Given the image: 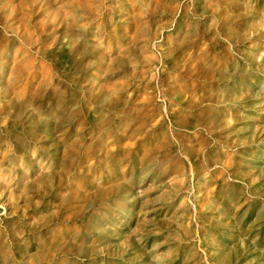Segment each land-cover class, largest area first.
Wrapping results in <instances>:
<instances>
[{"label": "rangeland", "instance_id": "obj_1", "mask_svg": "<svg viewBox=\"0 0 264 264\" xmlns=\"http://www.w3.org/2000/svg\"><path fill=\"white\" fill-rule=\"evenodd\" d=\"M0 264H264V0H0Z\"/></svg>", "mask_w": 264, "mask_h": 264}, {"label": "bare ground", "instance_id": "obj_2", "mask_svg": "<svg viewBox=\"0 0 264 264\" xmlns=\"http://www.w3.org/2000/svg\"><path fill=\"white\" fill-rule=\"evenodd\" d=\"M130 1V0H129ZM70 2V1H69ZM102 2V1H101ZM163 2V1H162ZM20 3V2H19ZM96 3V2H95ZM99 3V2H98ZM58 4H60V3H58ZM62 4V3H61ZM68 4V3H67ZM17 5V4H16ZM15 5V6H16ZM66 5V4H65ZM59 6H61V5H59ZM59 6H57V7H59ZM101 6V5H100ZM142 6V5H141ZM147 6V5H146ZM54 7V6H53ZM66 7V6H65ZM148 7V6H147ZM63 9V8H62ZM60 10H61V8H60ZM96 10V9H95ZM153 10V9H152ZM159 10H160V8H159ZM59 11V10H58ZM87 11H88V9H87ZM146 11V10H145ZM57 12V11H56ZM90 12V11H89ZM94 12V11H93ZM97 12V11H96ZM153 12V11H152ZM152 12H151V14H152ZM67 13H68V11H67ZM73 13V12H72ZM100 13V12H99ZM149 13V12H148ZM157 13V12H156ZM14 14V13H13ZM60 14H61V12H60ZM92 14V13H91ZM147 14V13H146ZM150 14V13H149ZM63 15V14H62ZM71 15V14H70ZM74 15V14H73ZM86 15V14H85ZM90 15V14H89ZM87 16V15H86ZM92 18V17H91ZM85 19V18H84ZM86 19H87V17H86ZM75 20V19H74ZM99 20V19H98ZM61 21V20H60ZM88 21H89V19H88ZM135 21V20H134ZM79 23V22H78ZM88 23V22H87ZM80 24H81V22H80ZM79 24V25H80ZM11 25V24H10ZM9 25V26H10ZM76 25V24H75ZM85 25H87V24H85ZM72 27H73V25H72ZM77 27V26H76ZM39 28V27H38ZM109 30V29H108ZM28 32V31H27ZM38 32V31H37ZM136 32V31H135ZM98 34V33H97ZM30 35V34H29ZM33 35V34H32ZM95 35V34H94ZM103 35V34H102ZM52 36V35H51ZM135 36V35H134ZM96 37H97V35H96ZM23 38V37H22ZM133 38V37H132ZM29 40V39H28ZM27 41V40H26ZM20 46V45H19ZM20 48V47H19ZM124 48V47H123ZM116 53H118V52H116ZM127 55V54H126ZM17 56V55H16ZM14 58H15V56H14ZM97 58V57H96ZM154 58V57H153ZM17 59H18V57H17ZM17 59H16V62H17ZM20 60V59H19ZM18 60V61H19ZM107 60H109V59H107ZM143 60V59H142ZM146 60V59H145ZM98 61H99V59H98ZM20 62V61H19ZM22 62V61H21ZM27 62V61H26ZM147 62H149V61H147ZM13 63V62H12ZM11 63V64H12ZM23 63H25V62H23ZM22 64V63H21ZM28 64V63H27ZM108 65V64H107ZM17 66H19V65H17ZM8 67V66H7ZM107 67V66H106ZM97 68V67H96ZM105 69V68H104ZM12 70H15V69H12ZM28 70V69H27ZM46 70V69H45ZM111 70V69H110ZM16 71V70H15ZM11 72V71H10ZM9 72V73H10ZM106 72V71H105ZM21 73V72H20ZM26 73V72H25ZM48 73H50L49 72V70H48ZM15 74V73H14ZM27 74V73H26ZM103 74V73H102ZM101 74V75H102ZM9 75H11V74H9ZM95 75V74H94ZM107 75V74H106ZM109 75V74H108ZM44 76V75H43ZM46 76V75H45ZM103 76V75H102ZM110 76V75H109ZM20 77V76H19ZM47 77V76H46ZM96 78V77H95ZM104 78H105V76H104ZM21 80V79H20ZM24 80V79H23ZM108 81H111V80H108ZM95 82H96V80H95ZM19 83V82H18ZM111 83V82H110ZM14 85V84H13ZM13 88V87H12Z\"/></svg>", "mask_w": 264, "mask_h": 264}]
</instances>
